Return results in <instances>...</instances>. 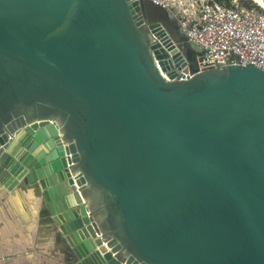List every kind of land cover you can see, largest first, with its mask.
I'll use <instances>...</instances> for the list:
<instances>
[{
	"label": "water",
	"instance_id": "95a60500",
	"mask_svg": "<svg viewBox=\"0 0 264 264\" xmlns=\"http://www.w3.org/2000/svg\"><path fill=\"white\" fill-rule=\"evenodd\" d=\"M180 37L148 2L0 0V190L76 264H264V72L187 76Z\"/></svg>",
	"mask_w": 264,
	"mask_h": 264
},
{
	"label": "built area",
	"instance_id": "2783aa9c",
	"mask_svg": "<svg viewBox=\"0 0 264 264\" xmlns=\"http://www.w3.org/2000/svg\"><path fill=\"white\" fill-rule=\"evenodd\" d=\"M168 12L178 21L179 34L189 45L188 57L198 71L254 67L264 72V10L231 6L217 0H136ZM186 77V76H185Z\"/></svg>",
	"mask_w": 264,
	"mask_h": 264
},
{
	"label": "crops",
	"instance_id": "0c3cea01",
	"mask_svg": "<svg viewBox=\"0 0 264 264\" xmlns=\"http://www.w3.org/2000/svg\"><path fill=\"white\" fill-rule=\"evenodd\" d=\"M38 189L0 190V264H76Z\"/></svg>",
	"mask_w": 264,
	"mask_h": 264
},
{
	"label": "rangeland",
	"instance_id": "374dc122",
	"mask_svg": "<svg viewBox=\"0 0 264 264\" xmlns=\"http://www.w3.org/2000/svg\"><path fill=\"white\" fill-rule=\"evenodd\" d=\"M217 1H220V2H223V3H225L227 6H231L233 3H235V2H237L238 4H239V6H241V7H252V6H258L257 4H255L253 1H251V0H217ZM146 19L149 21V22H154V21H162V22H164V21H166V19L163 17V16H161V15H156V14H149V13H147L146 14ZM171 21L172 22H174L173 23V26L176 28V30H177V28H178V21H177V19L176 18H174V17H171ZM178 33H179V31H178ZM181 38V41L184 43V44H186V41H185V38H183L182 36L180 37ZM190 63H192L191 64V66H193V69H194V71L196 70V59H195V56L192 54V56H191V62Z\"/></svg>",
	"mask_w": 264,
	"mask_h": 264
},
{
	"label": "bare ground",
	"instance_id": "6f19581e",
	"mask_svg": "<svg viewBox=\"0 0 264 264\" xmlns=\"http://www.w3.org/2000/svg\"><path fill=\"white\" fill-rule=\"evenodd\" d=\"M251 1H253L255 4H257L260 8H262L264 10V4H262L261 2H259L257 0H251ZM155 34L158 35L157 32H155ZM195 59H196V57H195ZM198 69L199 68H198L197 59H196V71H198ZM200 72L202 73V71H200Z\"/></svg>",
	"mask_w": 264,
	"mask_h": 264
},
{
	"label": "trees",
	"instance_id": "16d2710c",
	"mask_svg": "<svg viewBox=\"0 0 264 264\" xmlns=\"http://www.w3.org/2000/svg\"><path fill=\"white\" fill-rule=\"evenodd\" d=\"M173 23H174V22H172V24H173ZM174 26H175V25H174ZM177 30H178V28H177ZM186 45L189 46L187 43H186Z\"/></svg>",
	"mask_w": 264,
	"mask_h": 264
}]
</instances>
